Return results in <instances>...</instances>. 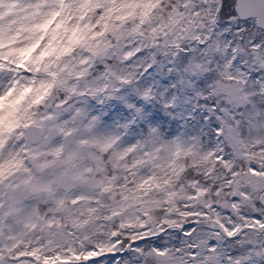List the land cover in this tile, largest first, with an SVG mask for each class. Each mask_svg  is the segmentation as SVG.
<instances>
[{
  "label": "snow or ice",
  "instance_id": "obj_1",
  "mask_svg": "<svg viewBox=\"0 0 264 264\" xmlns=\"http://www.w3.org/2000/svg\"><path fill=\"white\" fill-rule=\"evenodd\" d=\"M0 264H264V0H0Z\"/></svg>",
  "mask_w": 264,
  "mask_h": 264
}]
</instances>
